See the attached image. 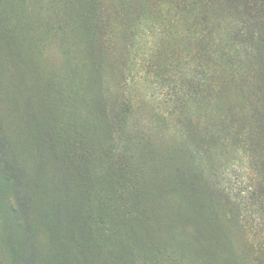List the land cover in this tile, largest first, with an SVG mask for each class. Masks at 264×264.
Here are the masks:
<instances>
[{"label":"rangeland","instance_id":"374dc122","mask_svg":"<svg viewBox=\"0 0 264 264\" xmlns=\"http://www.w3.org/2000/svg\"><path fill=\"white\" fill-rule=\"evenodd\" d=\"M2 18V34L24 27L41 52L36 77L15 56L20 40L0 45V216L36 264L62 241L48 212L82 208L27 181L48 172L30 86L55 71L76 101L69 142L86 146L82 126L94 122L101 165L139 197L119 205L120 223L113 205L96 211L111 232L90 264H115L113 240L135 264L151 253L161 264H264V0H0ZM11 168L27 174L22 186Z\"/></svg>","mask_w":264,"mask_h":264},{"label":"trees","instance_id":"16d2710c","mask_svg":"<svg viewBox=\"0 0 264 264\" xmlns=\"http://www.w3.org/2000/svg\"><path fill=\"white\" fill-rule=\"evenodd\" d=\"M5 20L6 18L0 20V28L4 26ZM26 32H28L27 28ZM1 37L4 41L0 42V45L2 44V47L5 45V48L12 45L14 51L18 49L17 40H20V47L22 48H19V53L17 55L15 53V56L23 65L27 66L32 63L33 70L37 74L36 77L40 76L38 70L42 71L39 68L38 59L41 52L36 51V49L38 50L36 45L27 42L24 27L20 28L19 35L8 30ZM63 75L55 71L52 76L49 75L48 79H43L44 81L36 78L37 82L34 81L30 86L31 90L36 89L33 94L38 104L34 108H41L40 112L44 118L38 122L31 119L32 124L36 127V124H43L44 122L43 127L47 129L46 141L44 147L40 149V157L43 168L48 172H44L46 178L43 175H36L40 178L32 181L26 179L30 185L34 184L36 189L49 185L55 196L58 192L57 197H54L55 205H61L63 199L65 206L82 205V208L77 212L70 213L65 207H59V210L54 208L48 212L52 233L55 239H62V241L58 243L53 240L54 249L51 248V253L42 262L45 264H90L93 257L89 255H99L101 251H106L105 246H107V239L111 232V230H107L109 233L105 231L107 221L104 223L97 222L99 220L96 211H105L104 205H113V224L120 223L121 217L126 214L127 210L119 205L135 204V200L139 197L129 184L127 176L121 173H110V170L101 165L103 154L92 141L96 137L94 135L96 132L93 130L94 122H90L93 127L90 123L82 126L85 134L82 139L87 142L86 146L74 145L73 142H69V134L77 128L73 122L68 121L64 116L69 112L67 107L70 108L73 101L74 103L76 101L74 99L69 102L65 101L64 95H68L72 89L63 84L66 79V76L64 78ZM29 112L30 118L36 115L33 108ZM0 147L3 148L4 143L0 144ZM103 171H106L105 174ZM10 176L9 180L11 179L15 186L20 187L23 184L21 177H26L27 174H22L19 169L11 168ZM112 176L113 184L109 181ZM115 186L117 188H114ZM87 205L95 206L89 210L86 208ZM64 223H67L68 227L65 226L64 228ZM62 230H67L70 233L62 238L59 236ZM17 232L18 228L8 230L3 221V216H0V264H36L34 250H27L24 238L20 236L19 239ZM114 234L115 232L112 236ZM16 239L20 240L19 245H17ZM118 249L119 246L113 240V252L111 254L113 258L111 260L114 259L115 264H135L127 255L123 257L117 254L115 251ZM125 250V248H121V251ZM127 252L126 250L125 253L127 254ZM166 257L151 253L138 264H155V262L161 264Z\"/></svg>","mask_w":264,"mask_h":264}]
</instances>
